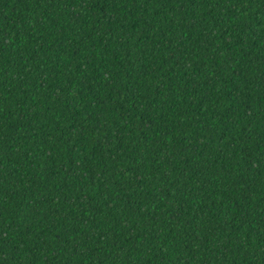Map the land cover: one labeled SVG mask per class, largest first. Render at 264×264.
Masks as SVG:
<instances>
[{
  "label": "trees",
  "instance_id": "1",
  "mask_svg": "<svg viewBox=\"0 0 264 264\" xmlns=\"http://www.w3.org/2000/svg\"><path fill=\"white\" fill-rule=\"evenodd\" d=\"M0 264H264V0H0Z\"/></svg>",
  "mask_w": 264,
  "mask_h": 264
}]
</instances>
